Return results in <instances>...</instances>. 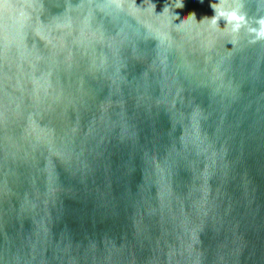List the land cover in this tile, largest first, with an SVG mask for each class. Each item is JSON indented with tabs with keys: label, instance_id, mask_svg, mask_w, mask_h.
Returning <instances> with one entry per match:
<instances>
[{
	"label": "water",
	"instance_id": "95a60500",
	"mask_svg": "<svg viewBox=\"0 0 264 264\" xmlns=\"http://www.w3.org/2000/svg\"><path fill=\"white\" fill-rule=\"evenodd\" d=\"M218 2L0 0V264H264V43Z\"/></svg>",
	"mask_w": 264,
	"mask_h": 264
},
{
	"label": "clouds",
	"instance_id": "9594fccd",
	"mask_svg": "<svg viewBox=\"0 0 264 264\" xmlns=\"http://www.w3.org/2000/svg\"><path fill=\"white\" fill-rule=\"evenodd\" d=\"M260 3L264 4V0H260ZM182 6L183 0H177L176 7ZM210 6L215 15L211 18L205 17L200 22L208 21L210 28L224 35L226 43L233 45L241 32L246 35L249 44L264 43V15L248 17L242 11V0H231V3L229 0H219ZM187 18L197 21L195 13L189 14ZM221 20L225 22L224 28L219 26Z\"/></svg>",
	"mask_w": 264,
	"mask_h": 264
}]
</instances>
